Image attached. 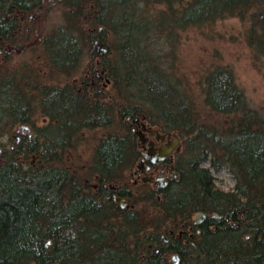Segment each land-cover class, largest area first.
Instances as JSON below:
<instances>
[{
	"label": "trees",
	"instance_id": "obj_1",
	"mask_svg": "<svg viewBox=\"0 0 264 264\" xmlns=\"http://www.w3.org/2000/svg\"><path fill=\"white\" fill-rule=\"evenodd\" d=\"M138 4L162 5L160 15L179 18L180 29L208 28L218 19L238 17L253 56L264 57V0H75L81 32L58 33L51 52L61 65L71 59L78 63L85 45L95 39L108 52L115 49V63L104 56L100 62L112 82L113 99L104 104L102 95L87 94L86 89L75 90L74 97L66 93L67 87L44 90L48 96L42 108L56 120L55 130L44 144L17 147L0 161V264H264V105L261 113L249 107L231 71L216 65L203 75V100L227 123L217 127L199 122L197 114L192 117L181 104L183 94H177L174 83L155 78L156 65L142 54L156 42L149 40V26L147 34L138 32ZM172 27H157L156 34L167 38ZM107 32H112L114 46L106 41ZM161 84L163 90L157 92ZM144 87L148 94L140 99L135 91ZM7 99L9 112L20 115L17 98L9 93ZM113 101L123 113L150 114L148 107L154 109L179 134L184 149L197 150L187 171L167 187V200L163 190L157 198L142 185L155 215L137 210L134 203L121 209L109 199L97 200L59 163L57 150L64 149L74 131L111 123ZM133 139L130 131L101 137L90 164L92 175L122 182L121 196L128 200L135 185L122 180L121 171L138 156ZM32 157L36 161L30 162ZM223 166L233 174L231 190L214 183L210 169ZM197 211L205 217L195 237L187 242L162 240L166 224L192 225L191 215ZM174 254L177 263L171 259Z\"/></svg>",
	"mask_w": 264,
	"mask_h": 264
},
{
	"label": "flooded vegetation",
	"instance_id": "obj_2",
	"mask_svg": "<svg viewBox=\"0 0 264 264\" xmlns=\"http://www.w3.org/2000/svg\"><path fill=\"white\" fill-rule=\"evenodd\" d=\"M54 10L65 11L67 19L73 18L75 0H0V153L2 154L12 150L17 151V147L25 150L31 144L42 145L45 143V136L55 130V123H53L55 119L49 115L51 123L39 128L33 127L32 105L28 106V102L31 104L33 99H39L38 105L43 117L42 122H44L46 120L44 115L47 116L42 108V104L47 98V93L43 95L45 89L67 87L66 93L73 97L75 90L82 93L83 89H86L88 94L102 95L104 93L105 95L106 86L110 83L109 78L105 77V68L100 66L103 54L97 45L89 48V53L96 56L95 64L86 70L84 76L79 80L74 75V59L60 65L54 58L51 52V40L58 33H71L74 28V25L69 27L58 25L52 29L49 35L43 37L45 30L43 19L47 18ZM93 12H96V9ZM84 16L87 17V14ZM94 16L95 14L91 17ZM92 29L94 28L89 27L87 30L91 31ZM98 29L101 30L102 26L99 25ZM91 69L94 71L93 74H90ZM47 72L52 74L51 79L57 77L59 73L71 76V81L62 85L59 81L46 82ZM40 73L45 74L44 79L39 76ZM47 77H49L48 74ZM90 88L92 90L88 91ZM9 93L17 98L20 115L13 116L9 112L7 103ZM119 113L124 118V123L130 128V132L133 133V142L138 154L132 169L131 184L133 186L148 185L155 192L157 198L161 196L163 190L162 195L167 200L169 184L178 181L181 174L187 171V169H182L183 162L180 157L183 149L179 134L170 129L163 119L156 120L148 112L137 111L131 114L130 112L123 113L119 109ZM12 124H16L14 132H11L10 129L7 130ZM39 135L41 138H38ZM174 137L177 138L178 144L164 157L153 161V155L170 145ZM4 146H7L8 149H3ZM83 182L86 185L85 188H88V192L94 194L98 198L97 200L107 201L109 199L121 209H128L132 206L127 196H121L122 182H107L96 172L93 173L92 181H90V177H87ZM115 195L125 197L127 204L121 207L120 202L114 199ZM164 206L167 216V202ZM195 213L192 225L182 222L179 225L167 227L166 224L165 234L161 235L162 240L165 243L178 240L187 242L195 237L199 233V224L205 217V213L202 211Z\"/></svg>",
	"mask_w": 264,
	"mask_h": 264
},
{
	"label": "rangeland",
	"instance_id": "obj_3",
	"mask_svg": "<svg viewBox=\"0 0 264 264\" xmlns=\"http://www.w3.org/2000/svg\"><path fill=\"white\" fill-rule=\"evenodd\" d=\"M137 7L139 10L136 11L135 19H141L137 21V25L139 26L138 32L142 33L143 31V33H145V26H149L147 27L149 28L148 33L151 34L149 40L151 42H156L154 45L151 44L148 49H144L142 54L148 58L150 57L152 63L156 65L157 70L154 71L155 78H161L170 84L174 83L176 86L174 90H177V94H183L186 100L181 101V104L186 105L192 117L197 114L199 122H205L217 127L227 123L225 116H220L211 112L203 100V75L208 69L216 65L225 66L231 71L234 82L244 94L249 107L261 113L264 105V57L260 55L253 56L251 48L246 41L245 24L242 23L238 17L230 16L218 19L208 28L187 27L186 29H180L178 27L179 18H167V16L160 15V12L164 8L162 5L144 6L138 4ZM75 18L76 16L74 15L73 18L67 19L65 11L54 10L47 18L43 19L45 30L42 36L45 37L49 35L52 29L56 28L58 25L66 27L74 25L73 31L71 32L74 35L77 30L81 32L79 26H77L79 29L76 27L77 22ZM172 25L174 26L172 27L173 31L167 35V38L156 34L157 29H167L168 26ZM107 33L108 37L106 41L108 43L111 42L114 46L112 32ZM91 44L92 41L85 45L82 50L81 58L78 63L75 64L74 75L77 80L84 76L86 70L90 69L92 65L95 64L96 56L89 53ZM114 55L115 49L110 52H108L107 49L103 54V56L106 57V61L108 58L109 62L115 63ZM100 66L104 67L106 72V67L104 65ZM91 70L90 74H93L94 71L93 69ZM47 74L49 77H47ZM51 75L52 74L48 72L46 73V82L59 81L62 85L67 83V81H71V76L68 77L58 73L57 77L55 76L54 79H51ZM39 76L44 79L45 74L40 73ZM105 77L110 80L107 72L105 73ZM111 84L112 82L110 80V83L106 86L105 95L104 93L102 94L104 98H101V102L104 104H106L109 99H113V94L110 89ZM139 90H136L135 94L141 99V97L146 96L145 93L147 90L145 87ZM158 90H163L162 84L161 86H156V91L159 92ZM38 100L39 99H33L34 103L31 102V104L28 102V106L32 105L31 114L34 128H39L52 122L48 115H44L46 120L42 122L43 117L39 109ZM148 109L151 111L150 114L154 119H160L154 109L150 107H148ZM111 111L113 115L110 124L81 127L71 134L72 137L70 136V141L65 143L63 150H57L61 158V162L59 163L71 170L79 179L80 183L87 177H90V181H92L93 175L91 174L90 164L94 159L95 146L100 138L109 133L119 132L122 134L130 131V128L124 125V118L119 115L118 102L116 103L113 101ZM53 123L56 124V120H53ZM15 127L16 124H12L7 130L10 129L11 132H14ZM53 137H58V133ZM38 138H41L40 135ZM3 149L7 150L8 147L4 146ZM182 149L183 152L181 153L180 159L183 162L182 169L185 170L188 168V161L191 159L194 160L197 156V150L189 151L184 149L183 146ZM7 155L8 153H0V160L2 161L4 156ZM29 161H36V157L30 158ZM201 165L209 167L207 161H203ZM132 169L133 166L121 171L122 180L127 179L129 184H131V178H133ZM210 171L214 176V183L216 186L223 190H231L233 188L234 177L227 167L223 166L218 171L210 169ZM145 190H147L146 187L142 185H135L132 187L133 197L129 200L130 205L134 203L137 210L143 209L149 211V214L155 215L156 213L151 209L154 205L145 197ZM195 215L196 213L194 212L191 215V219Z\"/></svg>",
	"mask_w": 264,
	"mask_h": 264
},
{
	"label": "water",
	"instance_id": "obj_4",
	"mask_svg": "<svg viewBox=\"0 0 264 264\" xmlns=\"http://www.w3.org/2000/svg\"><path fill=\"white\" fill-rule=\"evenodd\" d=\"M95 45H97V48L101 50V54H104L107 50V48L101 44L98 40H95L92 42V46L94 47ZM178 142L177 138L174 137L172 140V143L170 145H168L167 147H164L162 149L159 150L158 153L153 155V161H156L159 157H162L164 154H166L168 151L170 152L171 149L174 148L175 144ZM168 152V153H169ZM114 199H117L120 202V206L123 207L125 206V204H127L126 198L125 197H118V196H114ZM200 215H203L202 213H200ZM178 254H175L172 256V260L175 261V263L178 262ZM29 264H35V262L31 261Z\"/></svg>",
	"mask_w": 264,
	"mask_h": 264
},
{
	"label": "bare ground",
	"instance_id": "obj_5",
	"mask_svg": "<svg viewBox=\"0 0 264 264\" xmlns=\"http://www.w3.org/2000/svg\"><path fill=\"white\" fill-rule=\"evenodd\" d=\"M177 144H178V142L175 144V146H176ZM175 146H174V147H175ZM171 150H172V149H171ZM171 150H170V151H171ZM168 152H169V151H168ZM168 152H167V153H168ZM167 153H166V154H167ZM166 154H164L162 157H164ZM159 158H161V157H159ZM174 255H175V254H174ZM171 258H172V257H171ZM173 261H174V260H173ZM174 263H175V261H174Z\"/></svg>",
	"mask_w": 264,
	"mask_h": 264
}]
</instances>
